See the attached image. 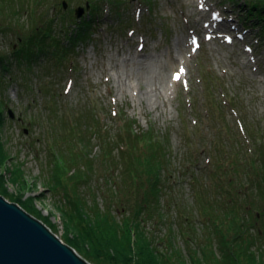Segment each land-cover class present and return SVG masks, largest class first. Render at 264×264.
<instances>
[{"label":"rangeland","instance_id":"374dc122","mask_svg":"<svg viewBox=\"0 0 264 264\" xmlns=\"http://www.w3.org/2000/svg\"><path fill=\"white\" fill-rule=\"evenodd\" d=\"M190 1L0 0V56L7 58L0 63V179L63 242L66 223L54 199L77 188L104 229L127 231L123 243L128 207L137 237L163 252L172 245L174 263L188 264L193 253L206 264L194 250L200 243L213 259L207 264H220L209 240L222 233L241 234L243 246L264 258V23L246 17V0H206L207 20L186 21L182 13L195 12ZM212 18L224 24L221 39ZM82 25L84 38L68 44ZM179 39L184 53L173 48ZM39 46L43 52L29 57ZM170 55L185 71L153 107L143 96L148 79H172L181 69ZM126 75L131 85L120 80ZM51 150L69 165L49 170ZM72 165L85 166L78 185ZM19 173L25 189L13 183ZM233 219L239 228L229 227ZM108 253L119 251L112 245Z\"/></svg>","mask_w":264,"mask_h":264},{"label":"trees","instance_id":"16d2710c","mask_svg":"<svg viewBox=\"0 0 264 264\" xmlns=\"http://www.w3.org/2000/svg\"><path fill=\"white\" fill-rule=\"evenodd\" d=\"M245 4L247 5V15L246 17L253 21L255 23H264V0H246ZM87 28L82 25L80 32H74L73 34H70L69 37L66 38V42L68 44L75 45L77 42L82 40L84 38L85 30ZM65 39V38H64ZM73 40H76L74 42ZM65 42V41H64ZM41 47L39 46L36 50L35 49H28L26 52L28 53L29 57H34L35 54H38L39 52H43L41 50ZM24 53V52H23ZM22 53V54H23ZM4 58L0 56V63L2 65H5L6 62H2ZM6 68V66H4ZM121 118L117 119V123H119ZM129 121L127 119L124 120V123L121 127V130H126L128 128ZM119 126V125H118ZM129 132V131H128ZM129 137V136H128ZM1 139V138H0ZM153 139V138H152ZM124 144L120 145V147H123ZM53 156H55L54 160L50 161V167L49 170L58 169L64 167V162L68 163L71 162L69 159H63L60 157L57 152L54 150L50 151ZM4 153V152H2ZM2 157L0 158V162L4 163L6 161V158H4V155L1 154ZM12 159V157L10 158ZM74 159V158H71ZM77 159V156H76ZM12 165V163H11ZM15 165V164H14ZM85 165V164H84ZM72 165L69 168V176L76 180L74 181L78 185L79 179H76L79 177L78 175L85 169V166L80 165ZM83 167V168H82ZM23 173H19L18 178H14L13 183H15L18 187H21L22 189H25L27 186V180H25ZM219 178H222L223 175L220 174ZM235 176L238 177L237 173H235ZM61 180V179H60ZM50 183V182H48ZM239 183V182H237ZM52 188L49 187V189L56 190V181L52 180L50 183ZM86 183L81 182L79 185L83 186ZM207 185V183H206ZM205 185V186H206ZM26 186V187H25ZM77 188H74V193L69 192L66 195L59 196V199H54V202L56 204V208L59 210V212L64 216V222L66 223V230L67 233L64 236V241L67 244H70L72 247H74L82 256L90 261L92 264H177L174 263L175 261V255L172 253L174 251L173 246L171 245L168 252H163L160 247L154 246L153 241L146 239L143 235H139L137 237L136 229L133 228V225L135 222L138 221L136 219L137 216H132V212L129 210L128 207H122V210L124 212H129L128 214L122 213L123 215H131V220L129 219V228L130 231L127 233V236H129L128 241L123 243V236L126 230L122 232L121 227H116V231L114 229L108 230L104 229L102 227V223H100V216L94 211L91 204H89V200L84 196L82 193L77 192ZM0 194L5 196L7 199H9L12 202H16L20 204L25 210L33 214L37 218H41L40 215H37L36 211H29L31 204L27 203V199H24L21 195L8 192L6 187L3 184V181L0 179ZM235 202V200L233 201ZM237 205V204H236ZM145 207H149L148 204H143L141 208L145 212ZM222 207V206H221ZM32 208V207H31ZM184 209H187L188 207L183 206ZM140 212V213H141ZM178 213V209L176 211ZM180 215L182 218H184L182 224L183 225H189L190 224V217L187 216V214L180 212ZM231 219V217H229ZM43 219V218H42ZM136 219V220H135ZM45 221V220H44ZM177 221H174L172 224H174ZM228 222V221H225ZM229 227L231 229H237L240 227V223L236 222L235 219H233V222H228ZM219 225V224H218ZM213 226L215 224L213 223ZM192 231V230H190ZM185 232L186 230L182 231V234L186 236ZM189 233V232H188ZM76 234L79 235V238H76ZM220 235V234H219ZM172 236V235H170ZM208 237V236H207ZM241 234H236L233 239H227L224 233H222L218 238L217 241L214 240V242L210 241V247L213 248V250L216 252L218 259H220V264H240V260L238 261V257L244 255L248 259L251 260L248 264H264V258H260L259 255H257L251 248V246H243L245 241L240 238ZM217 238V237H215ZM83 239V240H82ZM168 241L171 239V237H167ZM185 239L191 243H195V238L193 234H189V236L185 237ZM134 243H133V241ZM173 239H171L172 241ZM131 241V242H130ZM110 245V246H109ZM112 245H115L119 251L117 255H110L108 252L110 251V247ZM198 248V249H197ZM197 248L194 250H197V254L199 252L200 254V260L203 261V259L206 261V264L208 262H212L213 259H208V253L206 252L204 255H202L204 250V245L198 244ZM123 253H122V251ZM108 251V252H105ZM196 254V253H195ZM191 258V261H186L188 264H198L199 262L195 259V255L193 253L189 256ZM181 258V257H180ZM179 259V258H178ZM178 264H184L183 260L180 259V261H177ZM180 262V263H179Z\"/></svg>","mask_w":264,"mask_h":264},{"label":"water","instance_id":"95a60500","mask_svg":"<svg viewBox=\"0 0 264 264\" xmlns=\"http://www.w3.org/2000/svg\"><path fill=\"white\" fill-rule=\"evenodd\" d=\"M66 7V1H64ZM86 7H89L86 2ZM85 7L75 10L77 18ZM12 115V112H10ZM0 264H92L45 223L0 194Z\"/></svg>","mask_w":264,"mask_h":264},{"label":"bare ground","instance_id":"6f19581e","mask_svg":"<svg viewBox=\"0 0 264 264\" xmlns=\"http://www.w3.org/2000/svg\"><path fill=\"white\" fill-rule=\"evenodd\" d=\"M206 0H191L189 3V6L193 7L195 12L186 14V13H182V17H185L186 21H191L192 20H207L206 15L203 14L202 12V6H203V2ZM198 16V17H197ZM198 18V19H197ZM211 21L213 22V26L217 29V31H215V35L214 38L215 39H221L224 35V33H226V30H223L222 27L224 24H222V20L217 19L214 20L213 18L211 19ZM225 22H227V20H225ZM220 30V31H218ZM223 34V35H222ZM223 40V39H222ZM185 47L186 44L183 42H180V39L177 41V43L174 45L173 48H175L177 51L178 49L184 53L185 51ZM178 57H174L170 55V59H169V63H179L180 67L181 65L184 64H180ZM184 63H188L186 58H183ZM183 63V62H182ZM173 73V72H172ZM176 74V73H175ZM173 74V75H175ZM142 75V74H141ZM148 76V74H146ZM172 75V77H173ZM127 78L122 79L120 78V80L122 81V83L126 84L129 83V76L126 75ZM147 77L145 76H141L140 80L141 82L146 79ZM152 80H155V82H152ZM151 82L150 85L146 88L145 91H143V96L145 98H147L149 100V103L154 107V106H159L160 103L164 102L166 100V94H167V90H168V86L170 85V83L174 82L177 85L180 83V80H173V79H164V78H160L157 76H151L150 79H148V82ZM129 85H131V83H129ZM139 85V84H138ZM180 85V84H179ZM139 88L140 85H139ZM141 100H143V97L141 96Z\"/></svg>","mask_w":264,"mask_h":264},{"label":"snow or ice","instance_id":"6c2138e0","mask_svg":"<svg viewBox=\"0 0 264 264\" xmlns=\"http://www.w3.org/2000/svg\"><path fill=\"white\" fill-rule=\"evenodd\" d=\"M193 43H195V40H193ZM195 50V49H193ZM185 71V69L183 67H181L180 71L177 72L175 75H173L172 79L173 80H180V76H181V73H183Z\"/></svg>","mask_w":264,"mask_h":264},{"label":"built area","instance_id":"2783aa9c","mask_svg":"<svg viewBox=\"0 0 264 264\" xmlns=\"http://www.w3.org/2000/svg\"><path fill=\"white\" fill-rule=\"evenodd\" d=\"M57 235V234H56ZM58 236V235H57ZM59 237V236H58ZM77 252V251H76Z\"/></svg>","mask_w":264,"mask_h":264}]
</instances>
